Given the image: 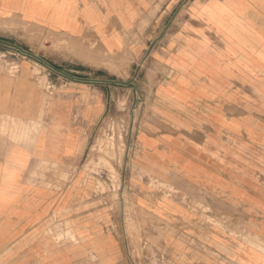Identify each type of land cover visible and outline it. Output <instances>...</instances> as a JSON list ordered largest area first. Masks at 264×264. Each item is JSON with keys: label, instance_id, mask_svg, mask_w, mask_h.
<instances>
[{"label": "crops", "instance_id": "crops-1", "mask_svg": "<svg viewBox=\"0 0 264 264\" xmlns=\"http://www.w3.org/2000/svg\"><path fill=\"white\" fill-rule=\"evenodd\" d=\"M17 24L55 36L39 51L81 77L48 94L30 63L0 71V264L121 255L112 213L69 174L118 90L84 52L96 48L133 56L119 80L139 107L135 204L159 224L168 264H264V137L245 116L258 107L245 87L259 96L264 80V0H0V35L23 34ZM54 212L75 243L54 247Z\"/></svg>", "mask_w": 264, "mask_h": 264}, {"label": "rangeland", "instance_id": "rangeland-1", "mask_svg": "<svg viewBox=\"0 0 264 264\" xmlns=\"http://www.w3.org/2000/svg\"><path fill=\"white\" fill-rule=\"evenodd\" d=\"M16 26L23 34L0 35V71L15 75L20 71L22 63H30L34 66L32 74L38 77L39 86L48 94L65 88L67 83L81 77L80 73L56 65L42 54L41 51L46 49L45 41L55 43L58 40L55 36L27 24ZM36 42L38 45L34 49ZM70 51L77 56L80 52L75 49ZM84 52L86 55L100 57L101 60L97 64L99 68L113 75L114 78L102 81L105 89L116 86L118 90L113 95L111 111L101 119L98 128L90 136L88 148L81 157L75 159V167H69V174L79 172L82 183L92 184L98 203L107 211L110 210L115 218V223L110 229L116 234L121 251L115 264H168L159 238V224L139 211L135 204L140 175L135 173L130 159L135 150L134 133L139 118V107L133 91L129 89L127 82L122 81L133 56L128 51L108 53L98 48L85 49ZM144 66V62L133 66V78L141 73ZM258 84L259 96L245 87L246 107L252 108L253 103L258 105L254 110L255 114L251 113L252 108L245 116L246 119L261 125L264 137V80ZM56 173L57 170L54 169L52 174ZM149 183L152 184V181ZM44 229L52 238L56 249L75 243L71 227L67 221L61 220L60 212H54L47 219ZM95 258L94 254H91L86 260Z\"/></svg>", "mask_w": 264, "mask_h": 264}]
</instances>
